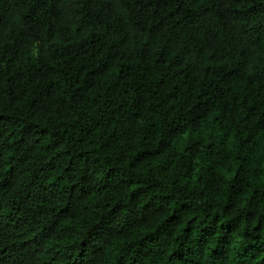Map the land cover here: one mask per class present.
I'll return each instance as SVG.
<instances>
[{
  "label": "trees",
  "instance_id": "trees-1",
  "mask_svg": "<svg viewBox=\"0 0 264 264\" xmlns=\"http://www.w3.org/2000/svg\"><path fill=\"white\" fill-rule=\"evenodd\" d=\"M0 264H264V0H0Z\"/></svg>",
  "mask_w": 264,
  "mask_h": 264
}]
</instances>
